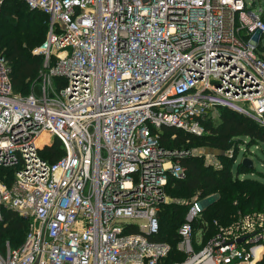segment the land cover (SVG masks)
Masks as SVG:
<instances>
[{
    "label": "built area",
    "instance_id": "1",
    "mask_svg": "<svg viewBox=\"0 0 264 264\" xmlns=\"http://www.w3.org/2000/svg\"><path fill=\"white\" fill-rule=\"evenodd\" d=\"M23 1L49 28L37 51L40 94L14 91L0 53V168L14 169L0 179V220L5 210L29 220L21 245L0 248V264H264V210L211 223L195 197L178 228L184 259L168 262L170 243L152 239L190 155L162 145L164 126L203 135L219 107L264 126V7Z\"/></svg>",
    "mask_w": 264,
    "mask_h": 264
},
{
    "label": "trees",
    "instance_id": "2",
    "mask_svg": "<svg viewBox=\"0 0 264 264\" xmlns=\"http://www.w3.org/2000/svg\"><path fill=\"white\" fill-rule=\"evenodd\" d=\"M49 17L43 12L31 10L23 0H5L0 5V45L7 47L5 58L11 67L14 91L21 95L32 92L41 93L40 71L44 68L45 55L34 54L33 49L41 46L47 39ZM33 84V91L28 92ZM219 123L206 120V132L203 135L188 133L180 128L164 126L161 143L170 149H188L195 142L211 145L218 150L221 159H228L226 165L211 168L203 164L197 157L187 155L180 158L186 167L184 179H170L167 194H179L177 189L192 193L198 190L200 199H206L204 217L213 223L218 220L227 225L234 220L238 212L264 210V182L246 176L258 171L254 165L249 167L239 162L236 166L239 145L243 136L249 138V146L255 142H264V126L254 119L228 107H219ZM175 135V137H173ZM60 144L55 145L51 157L56 159L63 155ZM233 154H226L228 150ZM55 153V154H54ZM228 155L227 157H225ZM233 166L236 170L233 171ZM4 174L14 175L11 167L0 168V179ZM241 175L245 177L241 178ZM9 184L10 180H6ZM255 186H259L255 188ZM177 188V189H176ZM187 205L180 203L163 204L159 217V232L152 237L154 240L169 242L172 249L168 262L182 260L185 255L177 248L180 240L178 228L185 220ZM29 230V220L15 211L5 210L0 220V248L6 241L13 247L21 245ZM214 225L205 240L214 234ZM263 264V263H261Z\"/></svg>",
    "mask_w": 264,
    "mask_h": 264
},
{
    "label": "rangeland",
    "instance_id": "3",
    "mask_svg": "<svg viewBox=\"0 0 264 264\" xmlns=\"http://www.w3.org/2000/svg\"><path fill=\"white\" fill-rule=\"evenodd\" d=\"M248 6H255V8L259 9L260 6L264 7V0H245ZM40 46H37L33 49L34 54H43V53H38V48ZM7 51V47H1L0 45V53H2L5 56V53ZM257 53L259 55H263L264 57V39L261 42V46L258 48ZM42 81L38 82L41 83ZM33 91V84L31 88L29 87L28 92ZM217 117L214 119V124L219 123V116L220 112L218 110L217 112ZM246 142H249V138L247 136H243L242 140L239 145V150H238V155L236 158V163L234 166H236L239 162L243 161L246 157H249L253 160L254 162V167L261 172H253L254 174H249L246 176H251L253 178H257L258 180H261L264 182V142H255L253 145L249 146ZM183 150H189L190 155H193L197 157L200 161L203 162V164L210 166L211 168L220 167L221 164L224 166L228 163V159H221L220 155L221 153L216 150L213 146L203 144L201 142H195L189 146L188 149H185L184 147ZM234 150V149H233ZM233 150L229 149L226 154L232 155ZM226 155L225 157H227ZM233 166V171L236 170V167ZM245 177V175H241V178ZM259 186H255V188H258ZM177 189V188H176ZM179 194H168V203H180L183 205H186L188 201L191 199L198 197L200 198L202 195L200 191L194 190L192 193H189L188 191H184L183 189H177ZM206 202L203 200V203ZM206 205V203H204ZM256 211V210H255ZM251 212V211H249ZM144 222V220L142 221Z\"/></svg>",
    "mask_w": 264,
    "mask_h": 264
},
{
    "label": "water",
    "instance_id": "4",
    "mask_svg": "<svg viewBox=\"0 0 264 264\" xmlns=\"http://www.w3.org/2000/svg\"><path fill=\"white\" fill-rule=\"evenodd\" d=\"M243 163L249 167H253L254 165V162L251 158L249 157H246L244 160H243Z\"/></svg>",
    "mask_w": 264,
    "mask_h": 264
}]
</instances>
